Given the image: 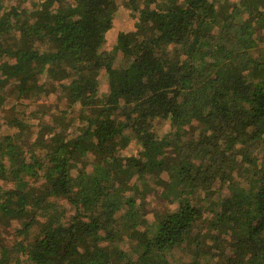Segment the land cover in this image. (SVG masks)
Returning <instances> with one entry per match:
<instances>
[{
    "label": "trees",
    "instance_id": "trees-1",
    "mask_svg": "<svg viewBox=\"0 0 264 264\" xmlns=\"http://www.w3.org/2000/svg\"><path fill=\"white\" fill-rule=\"evenodd\" d=\"M122 1L0 0V264H264V0Z\"/></svg>",
    "mask_w": 264,
    "mask_h": 264
},
{
    "label": "rangeland",
    "instance_id": "rangeland-1",
    "mask_svg": "<svg viewBox=\"0 0 264 264\" xmlns=\"http://www.w3.org/2000/svg\"><path fill=\"white\" fill-rule=\"evenodd\" d=\"M236 1H239V0H229L228 2L236 3ZM117 5L118 6H117V9L115 10L112 26L105 34V41H104L103 48L108 51L113 48L115 44L116 36L119 33V31L133 29L135 26L136 19H137V16H136L137 12L134 10L128 9L124 5L122 0H117ZM117 62L121 63L122 66L125 65L124 59H122L120 55L117 56ZM107 90H108L107 77L104 74H101L100 91L101 93H105ZM46 101H49V102L56 101V96L54 94L50 95L49 97L41 96L38 102L43 103ZM60 104L61 102H59V105ZM35 109L36 107H35V102H34L31 106L27 107L26 112L29 114L31 110H35ZM164 127L165 126H162L161 129H163ZM32 130L33 131L37 130V126L35 125L32 126ZM32 136H34V133ZM164 175L167 178V175L165 173ZM146 196H147V200L145 202V205L148 211L146 215L148 219L153 218L154 211L165 210L167 206H169L166 200L164 199L162 200L156 194L149 193ZM176 255H180L182 256V258L185 257V255H183L181 251H177Z\"/></svg>",
    "mask_w": 264,
    "mask_h": 264
}]
</instances>
